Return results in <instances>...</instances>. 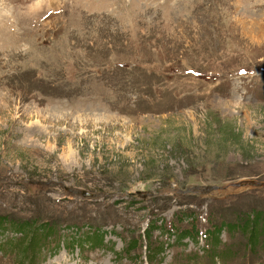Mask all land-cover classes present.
<instances>
[{
	"label": "rangeland",
	"instance_id": "374dc122",
	"mask_svg": "<svg viewBox=\"0 0 264 264\" xmlns=\"http://www.w3.org/2000/svg\"><path fill=\"white\" fill-rule=\"evenodd\" d=\"M0 264H264V0H0Z\"/></svg>",
	"mask_w": 264,
	"mask_h": 264
},
{
	"label": "water",
	"instance_id": "95a60500",
	"mask_svg": "<svg viewBox=\"0 0 264 264\" xmlns=\"http://www.w3.org/2000/svg\"><path fill=\"white\" fill-rule=\"evenodd\" d=\"M248 183H249V184H253V185H256V184H257V182H254V181H250V182H248ZM234 185L238 186V185H240V182H239V183H235ZM208 187H210V186H207V188H208ZM78 193H80L81 195H86L87 192L79 191ZM88 195L91 196V194H88Z\"/></svg>",
	"mask_w": 264,
	"mask_h": 264
}]
</instances>
